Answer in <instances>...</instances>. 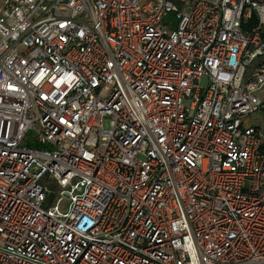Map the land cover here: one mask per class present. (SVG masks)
Here are the masks:
<instances>
[{
  "label": "built area",
  "instance_id": "2783aa9c",
  "mask_svg": "<svg viewBox=\"0 0 264 264\" xmlns=\"http://www.w3.org/2000/svg\"><path fill=\"white\" fill-rule=\"evenodd\" d=\"M263 88L264 0H4L0 264H264Z\"/></svg>",
  "mask_w": 264,
  "mask_h": 264
},
{
  "label": "rangeland",
  "instance_id": "374dc122",
  "mask_svg": "<svg viewBox=\"0 0 264 264\" xmlns=\"http://www.w3.org/2000/svg\"><path fill=\"white\" fill-rule=\"evenodd\" d=\"M3 1L0 0V9L3 6ZM176 2V0H174ZM207 85V81L204 79L201 82V86L205 87ZM259 97L264 102V88L258 92ZM247 123L252 124L254 126L261 127L264 129V109L257 114L252 115L250 118L247 119ZM70 199L69 198H62V200L58 203V210L61 214H65L69 210Z\"/></svg>",
  "mask_w": 264,
  "mask_h": 264
},
{
  "label": "crops",
  "instance_id": "0c3cea01",
  "mask_svg": "<svg viewBox=\"0 0 264 264\" xmlns=\"http://www.w3.org/2000/svg\"><path fill=\"white\" fill-rule=\"evenodd\" d=\"M264 109V108H263Z\"/></svg>",
  "mask_w": 264,
  "mask_h": 264
}]
</instances>
